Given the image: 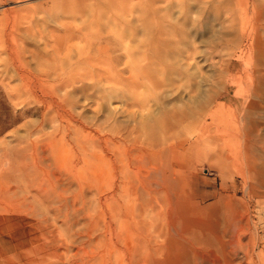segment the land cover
Here are the masks:
<instances>
[{
	"label": "rangeland",
	"instance_id": "rangeland-1",
	"mask_svg": "<svg viewBox=\"0 0 264 264\" xmlns=\"http://www.w3.org/2000/svg\"><path fill=\"white\" fill-rule=\"evenodd\" d=\"M146 32L161 67L150 81L127 84L131 93L122 95L124 102L112 100L111 111L126 121L137 95L155 94L149 129L137 133L130 126L113 137L108 123L89 120L101 116L107 97L96 90L122 93V81L138 75L124 64L121 48L126 38L146 42ZM85 64L94 69H84L79 82L74 78ZM82 83L87 100L76 93L79 109L67 104L73 121L58 116L52 125L50 118L62 112L44 100L77 92ZM221 88L223 99L209 104L210 91ZM263 96L264 0H0V264H143L140 243L151 253L149 264H166L161 249L178 242L207 249L223 220L234 219L235 235L257 245L264 258ZM251 102L258 107L247 127L253 142L244 144L248 131L239 113ZM218 104L221 115L207 116L203 127L181 121L187 112L197 116ZM212 134L219 141L209 139ZM157 139L168 148L162 172L170 162L178 165L174 154L185 155L169 191L158 177L147 188L137 178L159 168L147 157ZM89 151H113L143 169L139 164L128 181L103 165L80 171ZM125 181L138 191L118 189Z\"/></svg>",
	"mask_w": 264,
	"mask_h": 264
},
{
	"label": "bare ground",
	"instance_id": "bare-ground-1",
	"mask_svg": "<svg viewBox=\"0 0 264 264\" xmlns=\"http://www.w3.org/2000/svg\"><path fill=\"white\" fill-rule=\"evenodd\" d=\"M102 22H101V24H102ZM132 23H136V22L135 21H125V24L131 25ZM158 24L161 25L160 21L158 22ZM106 25L107 26H110V27L111 26H115L114 23H112L110 21L107 22ZM145 35H149L148 38L146 39V42H144L142 40L139 41V39H136V38L135 39H128V38H126V42H123L122 43L123 46L121 48V50L123 52V56L122 57H124V64L126 65V67H130V70H131L130 72H134L133 69L135 70L137 68V70H135V71H137L138 75H136V74H133L132 76L130 75V78H128V79H130L129 81H128V79L126 81H124V82L122 81L121 84H122L123 87H122V89H120L122 91V93L119 92L118 94L117 93L115 94V92H117L116 89H111V88L107 89L106 87L103 88V89H101L100 86H99V89L96 90V94H100V92H101L100 90H102V92L105 93V96L107 95V97L104 100V103L102 104L103 105L102 108H101L102 110H101V112L99 111L100 112L99 114L102 113L100 117L97 116V115H94L95 118L92 117L93 118L92 119V118L86 117L84 115V113H80L78 115L79 117L82 116V117L89 118V120H93V121L94 120H97V121H101L102 123H108L111 126L110 127L111 128L110 131H111L112 136L113 135H116V133L119 134L120 133L119 131L125 130V129H127L130 126L133 127V131L136 129L137 133L138 132H144V133H146L147 130L149 129V127H146V125L151 122V115L148 113L149 112V107L148 106H149L150 102H152V101L155 100V94L154 95L153 94H151V95H147V94L137 95V97L135 98L137 101H133L132 102V105H131L132 110L125 116V119H127L126 121H118L116 119V117H115L118 112H116V110H114L115 112L111 111V106L112 105L114 106V104H115V103L112 102V100H115L116 99L117 101H119V103L120 102H124L123 101L124 97L122 95H124V94H127L128 95V93L130 92L129 91V88L125 87V86H127V84H133V83H135V84H138L139 83L140 84L143 79H146V80L150 81V79L152 78L154 72H156V70H155L156 65L157 66H160V65H158L159 62H160L159 61L160 59L158 57H154V56H157V55L156 54L153 55V53H152L153 52L152 50H154V48L151 47V45H152L151 43H153V41H151V39H150L151 38V34H149L148 32H146ZM115 40L117 41L118 40V37H115ZM213 41H216V40H213ZM233 41H229L228 40V41H225V43L227 45H229V46H232L233 45L232 44ZM118 42H119V40H118ZM113 43H114V41H113ZM255 43H256V41H255ZM135 46H136V48H138V46L139 47H148V49L145 50V51H143V52H139V50L137 51L134 48ZM115 48H116V46H115ZM62 55H63V53H62ZM143 60H147V63L145 61H143ZM139 62H142L143 63L142 65H144V66H141V67L140 66H137V63H139ZM251 64L255 65L254 62H252ZM87 66H89V64L88 65L85 64L84 67L81 70L82 72H80L81 74H78L77 76H75L74 79H77L80 82V80L82 78H84V76H85L84 69H86V70H92V69H94L92 66L89 67V68H87ZM118 66H120V64H118ZM153 70H154V72H153ZM136 78H138V80H136ZM98 82L101 83L102 81L100 80ZM167 85H169L168 84V81H166V82L164 81V86L167 87ZM86 88H85V85L83 84L77 92H73L72 89H70L71 91L65 93V95L62 98L57 97L54 93L50 94L49 99L48 100L45 99L44 102L46 103V105L49 108L53 109V111H55L56 113L58 112V110L59 111L61 110L62 113H61V115L57 114L55 116H52V118H50L49 122L52 125L55 124L57 122V119H58L57 117L58 116H60L61 118L63 117L66 120H69L70 117H71V112H69V110L67 108V104H71L73 106L74 111H75V109L78 110L79 108L77 107V103L80 101L81 98H77V96L75 94L76 93H82V96H84V98H82V100L83 101L84 100H87V98H86L87 97L86 96V91L88 89H86ZM222 90H223V88H221L219 92H217L214 89H212L210 91V94L212 96H211V99H210L209 104L212 105L213 103H218V101L220 99H223V97L225 95L222 96V94H223L221 92ZM67 91H68V88H67ZM246 91L251 92L253 90L252 89H247ZM246 91L245 90H242L241 93L246 94ZM149 93H151V92L149 91ZM228 93L230 94V92H228ZM227 96H229V95H227ZM117 97H121V98H117ZM164 98H166V97H164ZM231 98H233V97H231ZM246 99H247V97H246ZM119 103H118V105H119ZM203 106H206V105H203ZM218 107H219V104L217 105V107L215 109H213L211 111H206V109H202L201 113L199 115H197V116H195V114L193 116L192 113L187 112V113L183 114V116L181 115L180 118H181V121L182 122L188 123L191 126H194V127L201 126V127H203V125L205 123L204 120H205V118L207 116L208 117L211 116V118H213V117H216V116L221 115L222 110H219ZM92 108H93V106H92ZM127 108H128V106H127ZM134 108H135L136 111L133 110ZM256 108L258 109L257 104L254 103V102H251V103H249V105L247 107H245L244 111L241 110L240 113H239L240 123L242 124V127L246 131H248V132H246L247 133V136H245V138H244V144H251L253 142L252 139H250L249 136H248V133H251V132H249V128H247V127L250 126L249 125L250 123H252V122L255 123V121L252 118H254ZM257 112H259V111H257ZM114 113H116V114H114ZM74 120H76V119H74ZM71 121H73V120H71ZM71 121H69V122H71ZM152 121H154V120H152ZM42 122H44V121H42ZM72 123H74V122H72ZM89 124H91V123H89ZM119 126H120V128H119ZM158 126H160V125L158 124ZM67 127H68V125H67ZM258 128H261V127H258ZM72 129H73V126H72ZM56 130H57V128H56ZM64 130H65V128H64ZM77 130H78L77 128H74L73 129L74 133H77ZM130 130H132V129H130ZM130 130H128V131H130ZM257 131H261V129L260 130L257 129ZM130 133L131 132H129L128 135ZM121 136H122V132H121ZM124 137H126V135ZM124 137H122V138H124ZM130 137L131 136H129V138ZM103 138H104V136H103ZM122 138L120 140H122ZM139 138H141V137H139ZM139 138H136V139H139ZM97 139H96V141H97ZM161 139H157L156 140V144L155 145L157 147H156V150L155 151H153V152L150 151L148 153L146 152L147 153V157L149 156L150 159L153 156L155 157L156 161L158 162V164H156V165H159V168L158 169L156 168V170L153 171V173H149L148 172L149 174H147L145 176H138L139 175L138 172H136V175L138 176L137 177L138 180H140V182H142L143 186L146 187V188L147 187H150L151 184L153 185V182H155V180H156L154 178H157L158 177V178H160L159 182H162V184L159 183L158 186L160 188H162L163 191H167V190L169 191V190H171V187L170 186H171L172 182L175 180V176H177V174H180V172L182 171V169L184 167L183 164H185V163H184V160H183V156H185V155H184V153H176V154H174L172 160L173 159H176V160L179 161V163H178L177 166L172 167L171 162H170V165H169L170 166V169L168 168L169 169L168 173H166L164 171L165 172V174H164V172H162L160 170V166L162 165V161H163L162 156L167 154L168 148H166L164 146V142H162ZM209 139L214 140V141H219L218 140L219 138L215 134L210 135L209 136ZM108 140H109V138L107 139V141ZM170 146L173 147L172 146V143L170 144ZM170 146H169V148H170ZM115 150H117L116 149V146H115ZM51 151H53V148L51 149ZM123 151H125V148L123 149ZM101 153L100 154H97V153H94V152L93 153H90V151L89 152H85L83 154V157H82L81 161H80V168H79V169H81L80 171L87 172L86 170H88V169L91 170L90 168H91L92 165H97V167L103 165V166L107 167L106 168L107 171H109L110 173L114 174V176L116 175L117 176V179H118V177H120V178L123 179V181L124 180L128 181V179H131L132 176H133V174H135V170H136L137 166L140 164V162H139V164H137L136 160L134 161V160H126V159H124L123 162H122V160L119 159V157L113 151H110L109 154H107V152H104V151H101ZM123 154H124V152H123ZM123 156H125V155H123ZM152 160H153V158H152ZM143 161H146V159H144ZM157 162H155V163H157ZM147 163L149 164L148 161L145 164L147 165ZM140 165L142 167V164H140ZM142 169H143V167H142ZM150 169H151V166H150ZM36 172H34L33 174L35 175ZM255 172L257 173V171H254L253 173H255ZM80 173H81V175L83 174V172H80ZM94 181H99V184H101V181L100 180H94ZM126 181H125V183H120L118 186L116 185L117 188L118 189L125 190V193H127L126 190H128V189L133 190V192H137L138 191V190H135V188H132L133 187L132 184H131L132 187L129 188L128 187L129 186V184H128L129 182L127 183L128 185H126ZM108 183H110V182H108ZM131 183H133V182L131 181ZM111 184H112V181H111ZM115 184H117V183L115 182ZM108 186L110 188V185H108ZM155 186H156V184H155ZM83 187H85V186H83ZM111 195H112V193H111ZM128 196H129V194H128ZM149 196H150V194H149ZM146 198H148V197H146ZM146 205H148V204H146ZM223 221L224 222H223V225H222L223 227L221 228V231L220 230L219 231H216V233L213 234V239H210V240H212V243L210 244L211 247H207V249L206 248L205 249L204 248L203 249H199L200 247L195 248L193 246L191 248H186V246L183 245L181 242H178L175 247H172V245H171V247L168 246L166 248V250H164V251H163V249H161V252H162L161 254H163V256L165 255V257H166V259H165L166 264H186L190 259L192 261L191 264H264V258H263V256L261 254H259V253L256 254V251H255L256 249L255 248H257V245H249L248 243H245V242L242 241V239H241V237H240L239 234L237 236L235 235L236 232H235L234 226L238 223V220L237 219H234V220H230V221H225V220H223ZM160 235H161V237H165L168 234L166 235V233L161 232V233L158 234V236H160ZM151 240H154V239L152 238ZM167 243H169V241H167ZM205 243L206 242L204 240V244ZM140 244H139L140 245V247H139V251H140L139 261H141L143 264H149V258L151 256V253L149 254V257H148V255H147L148 250H146L145 244L144 243H140ZM201 245L203 247V243ZM185 250H188L189 251V253H190L189 256L190 257L187 256V254H189V253L186 254V251ZM143 254H145V255H143ZM254 256H255V258H257V260L254 258ZM256 261H257V263H255ZM189 263H190V261L188 262V264Z\"/></svg>",
	"mask_w": 264,
	"mask_h": 264
}]
</instances>
